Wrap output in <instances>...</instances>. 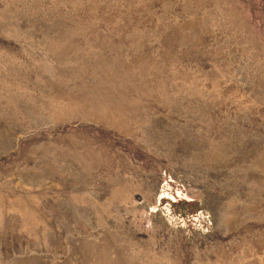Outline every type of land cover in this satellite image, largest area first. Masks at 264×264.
<instances>
[{
  "label": "rangeland",
  "instance_id": "rangeland-1",
  "mask_svg": "<svg viewBox=\"0 0 264 264\" xmlns=\"http://www.w3.org/2000/svg\"><path fill=\"white\" fill-rule=\"evenodd\" d=\"M0 264H264V0H0Z\"/></svg>",
  "mask_w": 264,
  "mask_h": 264
}]
</instances>
